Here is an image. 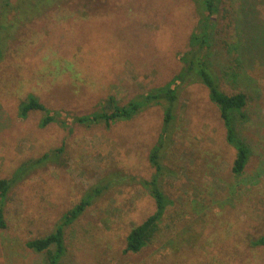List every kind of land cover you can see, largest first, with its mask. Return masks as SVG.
I'll list each match as a JSON object with an SVG mask.
<instances>
[{
    "label": "rangeland",
    "instance_id": "1",
    "mask_svg": "<svg viewBox=\"0 0 264 264\" xmlns=\"http://www.w3.org/2000/svg\"><path fill=\"white\" fill-rule=\"evenodd\" d=\"M216 20L209 57L220 88L246 94L236 125L249 159L242 173L231 171L235 149L217 106L204 85H184L160 153V186L172 203L152 240L124 252L130 228L155 209L137 180L154 172L148 155L162 106L110 126L66 127H39L42 111L21 118L18 106L34 94L51 110L80 115L107 97L124 104L162 86L182 65L176 53L196 25L194 4L0 0V178L27 164L3 203L0 264H46L25 242L51 231L101 179L109 188L65 226L57 264H264V245L251 243L264 233V0H224Z\"/></svg>",
    "mask_w": 264,
    "mask_h": 264
},
{
    "label": "trees",
    "instance_id": "2",
    "mask_svg": "<svg viewBox=\"0 0 264 264\" xmlns=\"http://www.w3.org/2000/svg\"><path fill=\"white\" fill-rule=\"evenodd\" d=\"M197 14V22L190 33L188 46L185 50L176 53L182 65L165 84L152 87L124 104H118L111 96L101 100L97 110L80 115H69L62 110L47 108L36 95L28 94L20 101L18 115L27 117L30 111H42L39 127H44L50 122H57L62 127L70 123H79L85 126L103 123L110 126L118 121L130 120L133 116L151 105H161L163 108V124L156 143L151 147L148 159L154 168L151 177L139 178L137 182L153 198L154 211L140 223L133 225L128 231L124 252H137L147 245L159 230V223L165 211V207L172 200L163 192L160 186V177L166 170L160 162V153L164 142L170 136V125L174 117V110L178 101L179 91L184 85L200 83L208 91V97L217 106L220 119L225 128V139L235 149L231 171L238 175L242 173L250 156V148L237 133L236 120L244 116L242 109L246 105V94L241 91L227 93L220 88L219 75L215 66L210 61L211 38L216 29V16L224 4V0H192ZM64 116V117H63ZM67 118V120H66ZM61 151V147L52 153L55 155ZM49 152L42 154L35 160L40 163L50 158ZM23 163L13 172L11 178H0V227H5L3 215V203L11 184L16 181L21 172L26 169ZM135 178L133 177V180ZM111 182L103 179L91 185L85 190L77 203L66 210L55 224L54 228L43 236L29 239L25 245L36 251L44 252L46 264H57L61 255L65 252L64 228L77 218L98 196H100ZM253 245H264V233L251 241Z\"/></svg>",
    "mask_w": 264,
    "mask_h": 264
}]
</instances>
